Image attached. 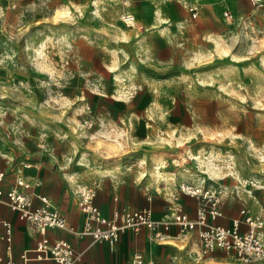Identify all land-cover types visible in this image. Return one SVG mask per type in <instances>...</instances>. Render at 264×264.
I'll list each match as a JSON object with an SVG mask.
<instances>
[{
    "label": "rangeland",
    "instance_id": "rangeland-1",
    "mask_svg": "<svg viewBox=\"0 0 264 264\" xmlns=\"http://www.w3.org/2000/svg\"><path fill=\"white\" fill-rule=\"evenodd\" d=\"M260 124L264 0H0V161L18 173H61L77 199L99 174L172 196L264 169V145L232 139ZM155 262L240 264L177 246Z\"/></svg>",
    "mask_w": 264,
    "mask_h": 264
},
{
    "label": "crops",
    "instance_id": "crops-1",
    "mask_svg": "<svg viewBox=\"0 0 264 264\" xmlns=\"http://www.w3.org/2000/svg\"><path fill=\"white\" fill-rule=\"evenodd\" d=\"M259 131L256 136L242 134L241 137H233V143L264 145V124L257 126ZM232 144V143H231ZM18 173L14 167L11 168L9 160L0 161V171H5V177L0 183V188L4 191L0 199V221L10 223L11 234L10 241L3 239L6 233V227L0 224V257L7 259L13 257L21 260L22 254L31 256L33 249L42 239V235L37 229L27 221L21 220L16 211H13L7 199V191L16 186V176H22L31 183V187L23 189L31 198L33 206L41 204L39 195L47 196L55 207L64 214L70 225L80 230L83 227L85 214L78 205L77 195L74 194L71 185H68L61 173H55L54 176L46 177L40 172L36 163L22 161ZM18 164V163H17ZM10 169V173L8 170ZM97 178L98 185L94 203L100 208L102 214L107 218H112L117 210L124 206L132 208L149 207L153 211L155 218H163L168 215L167 204L172 199L171 194L156 188H149V184L143 178H122L110 176V174H99ZM237 176V180L236 177ZM215 177V178H210ZM242 178V179H241ZM206 185L221 187L223 189L222 206L223 215L210 220L213 224L231 226L233 219L242 217L241 210L248 208L254 215L264 216V169L263 168H243L238 167L232 174H223L220 176H208ZM188 183H196L189 181ZM213 183L216 185H213ZM245 190V191H243ZM175 190V192H177ZM173 192V193H175ZM179 201L192 219L196 217L197 199L181 193ZM240 230L245 232L247 225L242 222ZM261 236L264 239V229H260ZM46 236L50 241L67 240L72 246L82 253L81 259L76 264H129L134 251L140 250L146 256L160 261L164 257V252L169 248L177 246L180 249H198L199 238L198 231H189L187 234H179L176 226H172L168 236L162 241L153 240L149 229L143 228L139 232L125 231L119 237L114 247H110L106 241L92 243L90 237H80L63 229L49 228ZM173 245V246H172ZM210 258H230L238 261L222 250L207 255ZM251 264H264V261H258Z\"/></svg>",
    "mask_w": 264,
    "mask_h": 264
},
{
    "label": "built area",
    "instance_id": "built-area-1",
    "mask_svg": "<svg viewBox=\"0 0 264 264\" xmlns=\"http://www.w3.org/2000/svg\"><path fill=\"white\" fill-rule=\"evenodd\" d=\"M4 173L0 171V183ZM31 187L23 177L17 178V185L7 191L10 208L16 211L21 220L34 226L42 235V239L33 249L31 256L21 255V260L13 257L3 259L0 264H76L82 257L67 240L50 241L46 236L49 228L63 229L80 237H90L92 243L106 241L114 247L119 237L125 231L139 232L143 228L150 230L153 240L162 241L168 236L172 226H176L179 234L198 231L199 255L207 256L217 250H222L244 264L264 261V239L260 229H264V216L254 215L248 208L241 210L242 217L233 219L231 226L213 224L214 220L223 215V189L200 183H181L178 191L172 194L168 201V215L155 218L149 207L132 208L124 206L117 210L112 218L105 217L100 208L94 203L96 188L89 187L82 191L78 205L85 214L83 227L75 229L69 224L67 217L54 206L45 195H39L40 205L33 206L32 198L23 190ZM188 194L197 199L196 217L192 219L184 211L179 196ZM4 191L0 188V199ZM247 225V230H240L241 223ZM6 227L3 239L9 242L11 227L7 221H0ZM129 264H156L155 260L146 256L142 251L133 252Z\"/></svg>",
    "mask_w": 264,
    "mask_h": 264
},
{
    "label": "bare ground",
    "instance_id": "bare-ground-1",
    "mask_svg": "<svg viewBox=\"0 0 264 264\" xmlns=\"http://www.w3.org/2000/svg\"><path fill=\"white\" fill-rule=\"evenodd\" d=\"M60 13L57 11L56 14H55V17H59ZM129 17L132 18V16L130 15Z\"/></svg>",
    "mask_w": 264,
    "mask_h": 264
}]
</instances>
